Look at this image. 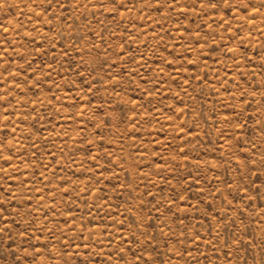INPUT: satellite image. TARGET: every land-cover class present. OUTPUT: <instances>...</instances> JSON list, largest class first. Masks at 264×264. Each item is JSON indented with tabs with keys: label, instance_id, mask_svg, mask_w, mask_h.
I'll return each instance as SVG.
<instances>
[{
	"label": "rangeland",
	"instance_id": "obj_1",
	"mask_svg": "<svg viewBox=\"0 0 264 264\" xmlns=\"http://www.w3.org/2000/svg\"><path fill=\"white\" fill-rule=\"evenodd\" d=\"M0 264H264V0H0Z\"/></svg>",
	"mask_w": 264,
	"mask_h": 264
}]
</instances>
